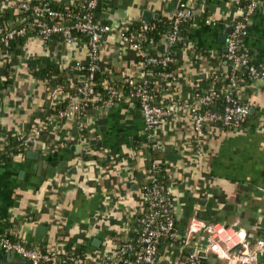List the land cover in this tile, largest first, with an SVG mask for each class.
<instances>
[{
  "label": "crops",
  "instance_id": "obj_1",
  "mask_svg": "<svg viewBox=\"0 0 264 264\" xmlns=\"http://www.w3.org/2000/svg\"><path fill=\"white\" fill-rule=\"evenodd\" d=\"M179 1L102 0L98 15L110 24L131 25L143 22L145 10L157 15L151 21L172 17ZM259 1V9L239 41L264 68V0ZM199 4V10L205 9L213 22L188 32L189 48L180 50L182 62L175 81H157V102L181 99L197 90L194 81L200 75L226 71L224 62L210 61L202 57L201 50L190 48L200 44L204 51L221 56L225 46L221 35L242 14V7L229 0ZM101 48L104 60L117 74L115 78L120 73H137L135 52L118 37L106 35ZM25 49L17 59L50 56L70 69L72 77L71 67L83 61L87 52L82 44L66 46L62 36H53L46 43L32 38ZM165 49V43L159 42L152 50L163 54ZM0 55V264H5L2 257L8 252L1 248V238L7 234L30 247L53 248L60 255L83 251L90 258L112 249L113 236L133 238L137 189L149 155L138 147L142 128L139 110L131 112L118 105L91 112L68 122L67 128L42 134L30 148L39 158L12 154L10 139L36 124L47 92L44 82L33 78L24 63H13L7 73L5 56ZM236 94L250 106L242 127L215 128L197 136L189 112L183 108L160 124L157 141L164 146L167 185L179 231L183 233L192 216L224 225L238 218L255 243L264 240V81H240ZM84 137L107 143L104 155L86 154L84 158L83 148L73 149ZM130 151L135 155H128ZM169 155L174 158L168 159ZM198 240L203 243L204 236ZM188 251L181 241L164 238L157 246V264H191ZM15 257L20 256L15 253ZM205 262L224 264L213 254H208ZM259 264H264V255Z\"/></svg>",
  "mask_w": 264,
  "mask_h": 264
},
{
  "label": "built area",
  "instance_id": "obj_2",
  "mask_svg": "<svg viewBox=\"0 0 264 264\" xmlns=\"http://www.w3.org/2000/svg\"><path fill=\"white\" fill-rule=\"evenodd\" d=\"M14 1L17 12L30 10L36 16L31 23L38 32L35 38L44 43L51 36L60 35L66 46L82 44L87 50L85 59L71 67L74 75L70 81L74 90L71 93L54 92L44 117L38 118L29 130L14 136L18 145L30 150L45 132L64 126L67 128L68 122L72 120H78L91 112L121 105L127 111L139 110L142 128L138 147L145 148L151 156V166L148 171L145 166L142 168L143 179L137 189L135 219L140 225L138 242L135 244L126 241L94 255L93 258L87 257L84 252L74 253L75 256L70 257L71 261L77 264H157L158 243L163 238H169L181 241L188 248L187 258L191 264H206L208 254L223 260L224 264H259L260 257L264 255V240L252 242L245 229L239 225L238 218L233 224L224 225L192 216L187 220L183 233L179 231L172 212L173 203L167 185V175L164 176L163 172L166 169L162 156L164 146L157 141V130L163 121L183 108L188 110L192 131L197 136L215 128L241 127V122L250 110V106L240 102L236 94L242 69L247 71L251 79L264 81V68L252 63V57L241 48L239 41L246 34L248 22L259 9L260 1L250 0L247 6L242 8V14L230 24L231 31L226 36L223 51L228 81L224 89L225 106L221 111L203 109L196 100L188 104L175 98L157 102L154 94L156 84L153 87L150 85L146 79L148 72L143 69L146 64H158L165 68L174 61L169 47L182 40L180 25L194 19L199 11L200 0L179 1L172 16V30L160 40L165 43L166 49L163 54L154 52L155 55L150 57L146 56L142 48L141 32H130L122 23L110 24L101 20L97 10L100 0H71L74 7L70 9H60L46 2L32 4V0H0V8L10 7ZM229 1L239 7V0ZM212 22L209 17L205 20V24ZM147 28L148 22L143 21L142 29ZM24 32V27L11 28L4 34L2 41L7 44L15 35ZM106 35L116 36L122 43L129 45L135 52V60L139 56L145 57L144 61L135 62L138 67L136 74L120 73L119 79L123 82L116 86L103 77L97 78L98 73H114L111 64L101 56V46ZM188 48L183 47L181 50ZM176 76L174 71H163L157 75L156 81H175ZM98 85L104 93L97 90ZM221 92L211 91L203 97V102L209 103ZM63 96L68 97L65 107L59 106ZM88 140V137H84L82 142ZM83 152L92 156L105 153L93 148H83ZM128 155L134 156L135 151H130ZM201 236H204L203 243L198 240ZM1 248L14 251L31 264H55L60 256L53 248L42 250L30 247L20 240H11L6 236L1 238ZM62 262L70 264L65 260Z\"/></svg>",
  "mask_w": 264,
  "mask_h": 264
},
{
  "label": "trees",
  "instance_id": "obj_3",
  "mask_svg": "<svg viewBox=\"0 0 264 264\" xmlns=\"http://www.w3.org/2000/svg\"><path fill=\"white\" fill-rule=\"evenodd\" d=\"M102 0H100L97 10H99V6ZM200 1H206L210 2L212 0H200ZM240 4L239 7H245L249 3L250 0H239ZM46 2L54 7L60 8V9H70L73 8L74 5L71 4V0H66L65 2L61 3L58 0H32L31 3H41ZM16 1L10 6V7H3L0 8V54H3L5 56L4 62V70L9 73L12 68L11 66L13 63H24L27 67L28 73L35 79L41 80L45 84L46 88V98L44 100V103L41 106L40 113L36 118L41 119L44 117V114L49 108L50 101L52 100V95L54 92L59 91L60 93H71L74 90V86L71 85V75H70V69H67V67H64L63 65L56 62L54 59H52L50 56H40L35 58H28L25 59H17L18 57H23V53L26 49V45L28 42L37 36V29L35 25H32V21L36 18L34 14L29 10L24 13H19L15 9ZM208 12H206L205 9L199 10L196 13V16L194 19L188 23L180 25V34L182 40L180 42L173 43L169 49H170V55L172 59L174 60L171 62L167 67L162 68L158 64H146L143 69L148 72L146 75V79H148L150 85L153 87V85L158 84L159 82L156 81V77L160 72L163 71H174L177 72L178 63L182 62V56H181V48L183 47H189L190 40L187 37L188 32L193 27H199L201 25L205 24V20L208 17ZM127 27V30L130 32H141L143 35L142 40V48L144 52L146 53L147 57L154 56L155 53L152 50L162 39L163 36H166L171 30L173 26V20L172 17H165L162 16L156 20H153L148 23L147 29H142V22H134L131 25H125ZM24 27L25 32L20 35H15L13 39H11L7 44H5L2 41V38L4 37V34L11 28H19ZM54 37H58L60 35H53ZM51 36L50 38H53ZM46 43V42H44ZM190 49L193 51H202V57H205L206 59L210 61H217L220 60L225 63L223 58V53H221V56L216 57L211 52H207L203 50L202 45L196 44L192 46ZM248 55L252 57V54L247 51ZM1 56V55H0ZM15 58V59H13ZM145 57L139 56L135 62L140 63L141 61H144ZM177 60V62H176ZM2 62V63H3ZM252 63L257 64L253 58ZM113 68V67H112ZM115 75H117L115 72L112 74H109L108 72L98 73L97 78L103 77L106 79V81H110L113 85L121 84L123 81L119 79L118 77L115 78ZM240 81L243 80H250L251 78L247 74V71L243 68L242 73L239 75ZM162 82H168L169 80L161 79ZM228 81V74L227 72H216L210 75L209 77H205L203 75H200L195 81L194 85H196L197 90L194 91L191 96V94H185L183 98H181V101H183L185 104L191 103L194 100L198 101L200 106L203 109H209L213 111H221L223 107L225 106V98H224V89L226 87ZM164 84V83H163ZM98 91H101L104 93V90L101 88L100 85H98L97 88ZM211 91H217L221 92L220 94H217L214 96L211 101L207 104L203 102V97L207 94H209ZM61 102L59 106L65 107V105L68 103V97H62ZM240 102H244L240 99ZM34 118V119H36ZM247 118V117H246ZM245 119L241 122V127L245 123ZM63 121L59 122V125H61ZM61 128V127H60ZM58 128L57 131L60 129ZM61 133L60 135H62ZM9 150L12 154H21L22 156H25L27 151L29 149H24L23 146H19L18 142L16 141L15 137H12L9 141ZM89 148H93L95 150H103L105 151L107 148V143H103L101 147L91 146ZM108 149V148H107ZM87 153H84L83 157H86ZM92 156V155H91ZM108 157H111L110 155H107ZM151 164V156L146 155L145 156V168L147 171L150 168ZM167 170L163 171L165 175H167ZM136 231L135 236L133 238H128L127 236H113L112 237V244L113 248H115L118 245L123 244L126 241H130L133 243H137L139 240V230L140 225L138 221H136ZM6 237H8L11 240H14L11 235L7 234ZM164 239V238H163ZM169 240V238H166ZM80 253H83L80 252ZM75 256L74 253L68 252L64 255H60L58 257V260H56L55 264H63L62 260L67 261L70 264H77L75 261H71L70 257ZM31 264V263H30ZM39 264H48L41 262Z\"/></svg>",
  "mask_w": 264,
  "mask_h": 264
},
{
  "label": "water",
  "instance_id": "obj_4",
  "mask_svg": "<svg viewBox=\"0 0 264 264\" xmlns=\"http://www.w3.org/2000/svg\"><path fill=\"white\" fill-rule=\"evenodd\" d=\"M157 15L152 14L151 11L145 10L143 11L142 14V20L145 22H150L152 18H156ZM231 31V27H227L220 38V42L225 44V40H226V36L228 33H230ZM224 50H225V46H224ZM91 146H96V147H101L102 146V141L101 140H97L95 138H91L88 141L73 147V149H76L77 151H79L81 148H89ZM167 152H169L170 150H166ZM27 157H34V158H39V154L37 151H27L26 153ZM41 157V156H40ZM174 157L172 156H168V159H173ZM2 260L5 264H25V263H31L29 260H26L22 257H15V252L14 251H8L7 253H5V255L2 257Z\"/></svg>",
  "mask_w": 264,
  "mask_h": 264
},
{
  "label": "rangeland",
  "instance_id": "obj_5",
  "mask_svg": "<svg viewBox=\"0 0 264 264\" xmlns=\"http://www.w3.org/2000/svg\"><path fill=\"white\" fill-rule=\"evenodd\" d=\"M105 51L101 50V56L104 57Z\"/></svg>",
  "mask_w": 264,
  "mask_h": 264
}]
</instances>
